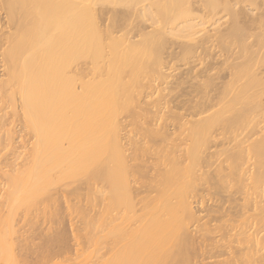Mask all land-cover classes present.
I'll return each instance as SVG.
<instances>
[{
  "label": "bare ground",
  "instance_id": "bare-ground-1",
  "mask_svg": "<svg viewBox=\"0 0 264 264\" xmlns=\"http://www.w3.org/2000/svg\"><path fill=\"white\" fill-rule=\"evenodd\" d=\"M0 264H264V0H0Z\"/></svg>",
  "mask_w": 264,
  "mask_h": 264
},
{
  "label": "rangeland",
  "instance_id": "rangeland-1",
  "mask_svg": "<svg viewBox=\"0 0 264 264\" xmlns=\"http://www.w3.org/2000/svg\"><path fill=\"white\" fill-rule=\"evenodd\" d=\"M210 203V202H209ZM214 204H216V205H218L219 203H214ZM216 205H213L212 207H211V209H217V207H216ZM203 206H205V204H203ZM224 206H227V204H224ZM211 214H213V213H211ZM80 234H83L82 232L80 233ZM80 240H83V239H79V241ZM35 241H38V240H35ZM78 241V242H79ZM84 241V240H83ZM83 241H80V242H82V244H83ZM39 242V241H38ZM70 243H73L72 241H70ZM81 243H79V248H80V245H82ZM82 246H84V245H82ZM78 247H76V248H78ZM85 247H86V245H85ZM84 247V255H85V252H86V255H87V250H86V248ZM73 248V247H72ZM75 248V247H74ZM90 248H92V247H90ZM90 248H89V250H90ZM86 250V251H85ZM92 250V249H91ZM89 254V253H88ZM216 260H221V257L219 258V259H216ZM211 261H214V259H211V260H208V259H206L205 261H203L204 263H206V262H211Z\"/></svg>",
  "mask_w": 264,
  "mask_h": 264
}]
</instances>
